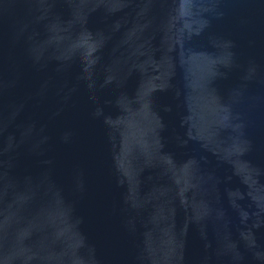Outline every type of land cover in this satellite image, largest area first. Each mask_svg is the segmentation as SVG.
Segmentation results:
<instances>
[{
	"label": "water",
	"instance_id": "95a60500",
	"mask_svg": "<svg viewBox=\"0 0 264 264\" xmlns=\"http://www.w3.org/2000/svg\"><path fill=\"white\" fill-rule=\"evenodd\" d=\"M0 264H264V0H0Z\"/></svg>",
	"mask_w": 264,
	"mask_h": 264
}]
</instances>
